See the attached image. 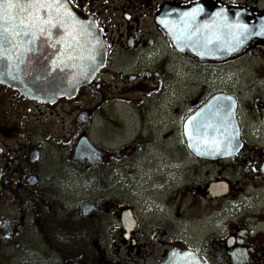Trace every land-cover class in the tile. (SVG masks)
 <instances>
[{"label":"flooded vegetation","instance_id":"1","mask_svg":"<svg viewBox=\"0 0 264 264\" xmlns=\"http://www.w3.org/2000/svg\"><path fill=\"white\" fill-rule=\"evenodd\" d=\"M67 1L105 62L50 102L0 82V264H264V0ZM207 103L225 157L188 147Z\"/></svg>","mask_w":264,"mask_h":264},{"label":"water","instance_id":"2","mask_svg":"<svg viewBox=\"0 0 264 264\" xmlns=\"http://www.w3.org/2000/svg\"><path fill=\"white\" fill-rule=\"evenodd\" d=\"M47 2L62 5L51 16L47 10L41 13L42 19H51L55 26L41 25L43 32L33 28L28 35L12 38L11 44L4 43L0 49V82L40 102L76 93L95 78L106 57L93 20L74 10L67 0ZM232 30L233 44L241 46L245 41L241 27L234 23ZM49 46L56 56H35ZM216 110L207 103L185 126L188 147L201 158L225 157L238 144L235 106L225 114L219 111L218 104Z\"/></svg>","mask_w":264,"mask_h":264},{"label":"snow or ice","instance_id":"3","mask_svg":"<svg viewBox=\"0 0 264 264\" xmlns=\"http://www.w3.org/2000/svg\"><path fill=\"white\" fill-rule=\"evenodd\" d=\"M61 7L60 3H49L47 0H26L23 3L19 0L15 3L13 0H0V49L4 43L11 44L12 38H19L21 34L28 35L33 28L43 32L41 25L55 26L51 19H42L41 13L47 10L51 16L54 9L59 11ZM68 15L71 16V13ZM193 119L195 118H190Z\"/></svg>","mask_w":264,"mask_h":264},{"label":"rangeland","instance_id":"4","mask_svg":"<svg viewBox=\"0 0 264 264\" xmlns=\"http://www.w3.org/2000/svg\"><path fill=\"white\" fill-rule=\"evenodd\" d=\"M232 71V84L235 86L241 85V84H247L249 80L252 77V74L248 71L243 72L241 69H236L235 66L231 69ZM219 79L224 80V76H218ZM253 79V77H252ZM131 192H138L137 188L133 186L131 188Z\"/></svg>","mask_w":264,"mask_h":264}]
</instances>
